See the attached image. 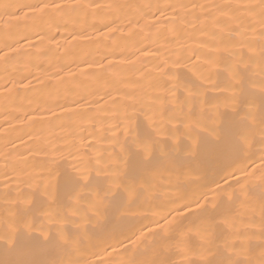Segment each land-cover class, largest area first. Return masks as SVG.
Masks as SVG:
<instances>
[{"label": "bare ground", "instance_id": "obj_1", "mask_svg": "<svg viewBox=\"0 0 264 264\" xmlns=\"http://www.w3.org/2000/svg\"><path fill=\"white\" fill-rule=\"evenodd\" d=\"M4 2L0 0V5ZM222 2L233 6V0ZM0 11L11 13L12 8L0 7ZM5 19L15 22L16 16L6 15ZM29 23L20 21L10 29L0 28V44L16 46L29 35L25 27ZM181 27L185 36L200 30L199 24L193 27L191 22ZM153 39L151 34L132 38L137 45L151 44ZM201 39L221 49L212 79L226 91H210L214 107L204 113L199 128L184 132L178 140L159 137L153 143L150 161L146 162L143 151L135 146L136 142L152 141L154 135L140 112L134 117L133 135L114 134V129L101 132L88 126L77 128L78 151L73 150L71 155L62 142L50 138L64 153L59 155L51 144L35 139L46 128H52L54 135L59 132L47 124V117L36 116L30 123L16 125L9 134L16 147L12 155L0 161V174L14 178L30 172L36 183L0 187V264H78L91 259L101 243L128 244L137 240L141 231L144 238L127 253L134 261L158 259L163 264H179L182 253L175 241L182 233L187 236L185 246L191 253L188 264H245L249 256L264 247V183L255 179L245 189L238 234L218 226L203 236L197 228L206 220L207 210H193L168 224L167 229L161 227L166 222L160 221L159 215L168 207L195 197L203 203L204 194L211 207L212 190L233 169L264 161V136L258 132L264 122V28L246 14H234L222 18ZM96 51L105 54L106 47L102 45ZM39 55V63L44 66L50 58L63 54L49 45ZM24 75L23 62L0 64V80ZM48 102H52L50 98ZM42 105L36 92L20 88L12 97H0V117H23L25 111L39 112ZM96 158L100 164H96ZM81 161L87 162L86 172L80 170L84 166ZM145 169L162 174L149 189L150 196L127 211L126 194L116 186V177L150 181ZM221 207L226 213L236 210L233 201H222Z\"/></svg>", "mask_w": 264, "mask_h": 264}, {"label": "snow or ice", "instance_id": "obj_2", "mask_svg": "<svg viewBox=\"0 0 264 264\" xmlns=\"http://www.w3.org/2000/svg\"><path fill=\"white\" fill-rule=\"evenodd\" d=\"M0 7L12 8L11 13L0 11V28L10 29L20 21L30 22L25 26L29 35L16 46L0 44V64L23 62L26 68L24 76L0 80V97H12L18 89L26 88L36 92L43 101L39 112L23 113L27 119L0 117V161L14 153L16 145L9 140L10 132L17 124L30 123L36 116L47 117V124L58 128L59 132L54 135L52 128H46L39 131L35 139H43L45 145H52L54 152L64 155L52 143L50 138H53L62 142L71 155L73 150L78 151L77 128L88 126L101 132L114 129V134L133 135L131 128L137 112L144 116L154 133L152 141L135 143L136 148L143 151L146 162L150 161L153 143L159 137L178 140L184 132L199 128L204 113L214 107L210 91L218 94L226 91L217 87L212 79L219 67L221 49L201 37L207 36L210 28L218 26L222 18L240 13L264 28V0H233V6L222 0H167L164 3L160 0L154 3L5 0ZM6 15H15L16 21L5 19ZM189 22L193 27L199 24L200 30L185 36L181 26ZM141 34H151L154 37L151 44H135L132 38ZM49 45L63 55L50 58L47 65L41 66L39 54ZM102 45L106 47L105 54L96 51ZM261 68L264 70V65ZM57 91L62 95L53 96ZM258 132L264 136V122ZM95 162L100 164L101 161L96 158ZM81 163L84 166L80 170L86 172L87 162ZM144 174L151 180L124 181L119 175L116 177V186L126 194L127 211L150 196L149 189L162 172L145 169ZM87 178L85 175L84 179ZM254 179L264 183V161L233 169L212 190L211 207L207 194L203 196V203L200 197H195L168 207L159 215L160 221L166 222L161 227L167 229L168 224L193 210H207L206 220L197 228L203 236L218 226L238 234L242 227L239 209L245 205L246 186ZM13 183L34 185L36 181L30 172L19 173L14 178L0 174V187ZM222 201L235 202L236 210L226 213L221 207ZM144 236L145 232L141 231L137 240L128 244L122 241L115 245L101 243L91 259L78 264H163L158 259L134 261L127 257L129 248ZM186 239V234L182 233L175 241V247L182 253L179 264H188L191 255L185 246ZM245 264H264V247L249 256Z\"/></svg>", "mask_w": 264, "mask_h": 264}]
</instances>
